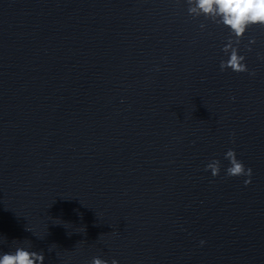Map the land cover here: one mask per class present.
Masks as SVG:
<instances>
[{"label": "water", "instance_id": "1", "mask_svg": "<svg viewBox=\"0 0 264 264\" xmlns=\"http://www.w3.org/2000/svg\"><path fill=\"white\" fill-rule=\"evenodd\" d=\"M227 37L184 0H0V251L264 264V27L255 76L220 69Z\"/></svg>", "mask_w": 264, "mask_h": 264}, {"label": "clouds", "instance_id": "2", "mask_svg": "<svg viewBox=\"0 0 264 264\" xmlns=\"http://www.w3.org/2000/svg\"><path fill=\"white\" fill-rule=\"evenodd\" d=\"M187 4L188 15L199 18L203 17L206 21L223 27L228 31V37L223 44L221 51L226 58L221 59L220 69L222 71L231 69L236 73L248 72L255 76L254 71H249L246 63V56L241 54L240 44L252 26L264 27V0H184ZM201 30L206 29L207 25L201 23ZM255 38H249V45L255 44ZM251 51L249 47L247 49ZM225 159L229 164L224 170L225 175L229 177L245 176V185L251 183L252 170L238 159L234 149H228L225 153ZM205 171H210L213 177L221 172L219 160H212L205 165ZM34 235L31 228L28 229ZM201 245L204 241L200 242ZM30 245L18 243L11 251H0V264H44L43 252L31 250ZM54 248L50 246L51 252ZM90 264H119V261L113 258L110 262L94 256Z\"/></svg>", "mask_w": 264, "mask_h": 264}]
</instances>
